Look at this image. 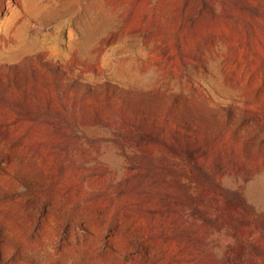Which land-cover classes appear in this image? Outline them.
I'll return each mask as SVG.
<instances>
[{
  "label": "rangeland",
  "instance_id": "374dc122",
  "mask_svg": "<svg viewBox=\"0 0 264 264\" xmlns=\"http://www.w3.org/2000/svg\"><path fill=\"white\" fill-rule=\"evenodd\" d=\"M0 264H264V0H0Z\"/></svg>",
  "mask_w": 264,
  "mask_h": 264
}]
</instances>
